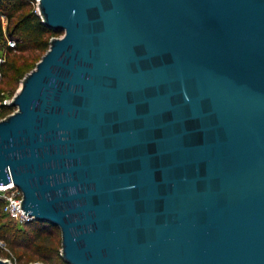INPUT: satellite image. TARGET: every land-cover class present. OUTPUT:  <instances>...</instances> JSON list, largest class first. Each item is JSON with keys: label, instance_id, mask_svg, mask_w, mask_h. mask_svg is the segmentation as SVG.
Segmentation results:
<instances>
[{"label": "water", "instance_id": "obj_1", "mask_svg": "<svg viewBox=\"0 0 264 264\" xmlns=\"http://www.w3.org/2000/svg\"><path fill=\"white\" fill-rule=\"evenodd\" d=\"M39 10L63 34L0 118V184L63 258L264 264V0Z\"/></svg>", "mask_w": 264, "mask_h": 264}, {"label": "trees", "instance_id": "obj_2", "mask_svg": "<svg viewBox=\"0 0 264 264\" xmlns=\"http://www.w3.org/2000/svg\"><path fill=\"white\" fill-rule=\"evenodd\" d=\"M5 15L4 28L1 16ZM63 33L46 25L34 10L31 0H0V71L5 79L0 83V118L16 109L6 99H12L18 82L30 71L49 48L50 38ZM16 40V46H8V39ZM40 54V55H39ZM34 57L33 62L30 58ZM1 81V80H0ZM9 97V98H8ZM4 201L0 199V239L8 249L0 246V257L11 253L19 260L29 262L42 260L45 264H70L61 254V230L48 221L33 219L18 224L2 211ZM56 229L60 230L57 238Z\"/></svg>", "mask_w": 264, "mask_h": 264}, {"label": "built area", "instance_id": "obj_3", "mask_svg": "<svg viewBox=\"0 0 264 264\" xmlns=\"http://www.w3.org/2000/svg\"><path fill=\"white\" fill-rule=\"evenodd\" d=\"M40 0H31L34 10L40 15L39 10ZM3 27L7 25V19L5 15L1 16ZM8 46L15 47L16 40L9 38ZM4 61V58L0 57V63ZM11 99H6V103H10ZM0 199L4 201L2 211L7 214L10 218L14 219L18 224L23 225L34 219V216L26 214L24 209L20 207V201L22 200V191L12 181L8 184H0ZM0 246L4 249H8L6 244L0 239ZM3 258V257H2ZM10 260L12 264H45L42 260L36 259L29 262H19L16 257L11 253L10 256L4 257Z\"/></svg>", "mask_w": 264, "mask_h": 264}, {"label": "rangeland", "instance_id": "obj_4", "mask_svg": "<svg viewBox=\"0 0 264 264\" xmlns=\"http://www.w3.org/2000/svg\"><path fill=\"white\" fill-rule=\"evenodd\" d=\"M63 33H61V34H59V35H62ZM40 55V54H39ZM0 57H2V58H4V54L2 55V56H0ZM5 59V58H4ZM35 60V58L34 57H31L30 58V61L31 62H33ZM3 62V61H2ZM0 83H1V86H4V84H3V82H4V78H3V76H2V73H1V71H0ZM22 80V79H21ZM20 86H21V81L20 82H18V85H17V87H16V91L20 88ZM9 98V97H8ZM55 234H56V236H57V238H60V230H58V229H56V232H55ZM3 257V256H2ZM5 257V256H4ZM3 257V258H4ZM19 262H22V263H24L25 262V260H19V259H17Z\"/></svg>", "mask_w": 264, "mask_h": 264}]
</instances>
